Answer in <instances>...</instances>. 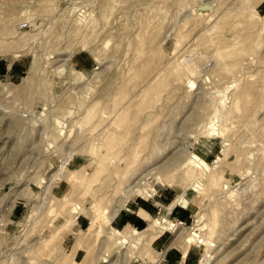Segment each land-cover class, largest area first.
Here are the masks:
<instances>
[{
	"label": "rangeland",
	"instance_id": "374dc122",
	"mask_svg": "<svg viewBox=\"0 0 264 264\" xmlns=\"http://www.w3.org/2000/svg\"><path fill=\"white\" fill-rule=\"evenodd\" d=\"M183 190L193 264H264V0H0V264H163Z\"/></svg>",
	"mask_w": 264,
	"mask_h": 264
},
{
	"label": "crops",
	"instance_id": "0c3cea01",
	"mask_svg": "<svg viewBox=\"0 0 264 264\" xmlns=\"http://www.w3.org/2000/svg\"><path fill=\"white\" fill-rule=\"evenodd\" d=\"M10 69L11 67H7V70ZM170 205H172V203H170ZM169 206L164 207L166 211V208H168ZM177 206L178 205H173L170 211L165 212V216L168 217L169 215L174 214L172 218L175 219L177 222L183 223L182 221L186 220L188 217V211L185 210L186 207L182 206H179L182 209H176ZM126 210L130 213L119 212L115 217L112 218V223L114 224V226L119 228L130 225L135 229H145L148 225V222L141 215H139V210L147 212L150 217H152L154 213L160 214L163 211V204L161 201H155L154 203L149 202L148 205L144 202H142L141 204L133 202L131 203L130 208H126ZM77 222L78 226L82 227L85 221L84 219L80 218ZM169 232L170 231L167 229L163 230L162 232L155 233V237L152 240V244L155 245L157 251H160L159 254H161L162 252L161 255L163 259V264H193L196 255L193 247L188 248V250L186 251L180 250L178 247L173 245L174 242L170 240L171 235ZM72 239L71 241H73V243L71 244V249L76 241L74 237H72ZM82 251L83 249L81 248L75 250L74 257L76 258Z\"/></svg>",
	"mask_w": 264,
	"mask_h": 264
},
{
	"label": "bare ground",
	"instance_id": "6f19581e",
	"mask_svg": "<svg viewBox=\"0 0 264 264\" xmlns=\"http://www.w3.org/2000/svg\"><path fill=\"white\" fill-rule=\"evenodd\" d=\"M17 6V5H16ZM198 9V8H197ZM199 11V10H198ZM256 22V21H255ZM68 59V58H67ZM98 59V58H97ZM135 77V76H134ZM88 79V78H87ZM235 105V104H234ZM198 164L200 165V166H206L207 164H206V162L204 161V160H202V159H199L198 160ZM195 168V167H194ZM156 169V168H155ZM152 171V170H151ZM149 173V172H148ZM148 173H146L145 175H147ZM143 189H144V192H145V194H143L144 196H146V195H151L152 193H153V191H154V188H153V186H152V184H146V182L144 181L143 182V185H142V181H141V178L140 179H138L132 186H130V187H126V189H124L123 191H121V196H122V198H127L128 196H129V193L130 192H134V193H136V191L137 190H141V191H143ZM183 192H184V190L182 191V193L181 194H179L175 199H174V201L172 202V205H170L168 208H166L167 209V211L166 212H168V211H170L171 209H172V206L173 205H179V206H185L186 205V198L184 197V195H183ZM133 193V194H134ZM151 197V196H150ZM117 202V204L114 206V208H113V210H112V212L110 213V215L108 216V222H110L111 220H112V218L113 217H115L116 215H117V213L119 212V210H120V208H121V206H122V200L121 199H119V200H117L116 201ZM79 209V208H78ZM79 212V211H78ZM78 214L79 213H77L76 215H74V217H73V219L71 220L72 222H76V220H77V216H78ZM213 219H214V216H213ZM212 219V221L214 222L215 221V219L213 220ZM177 224H179V223H177ZM177 224L176 223H172L170 220H168V218L165 216V215H161V216H159V217H157V218H153L150 222H149V225H148V228L147 229H145L144 231H147V230H155V229H157V228H159L160 229V232H162L163 230H165V229H170V230H175V229H177ZM197 225V224H196ZM199 226V225H198ZM127 229H129V230H127ZM109 233L111 234V235H116L117 237H118V240L121 242V243H123V244H128V243H131V241H134V240H139V239H141L140 237V235H141V233L142 232H144V231H138V230H136V229H132V231H130V228H125L124 230H122V231H118V230H115L114 228H110L109 230ZM127 231H129V232H127ZM190 236H188L187 237V241L189 240L188 238H189ZM191 238H193V237H191ZM190 238V239H191ZM190 241H194V240H190ZM202 242H204L205 244H206V246H208L209 247V245H211V242L209 241V240H204L203 239V241ZM211 257V255L210 254H202V257H201V259L199 260V262L197 263V264H209V261H211L212 260V258H210ZM104 261H108V260H106V258H105V260Z\"/></svg>",
	"mask_w": 264,
	"mask_h": 264
}]
</instances>
